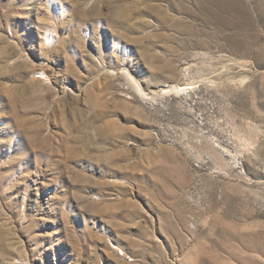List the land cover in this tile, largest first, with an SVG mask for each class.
<instances>
[{"label":"rangeland","instance_id":"rangeland-1","mask_svg":"<svg viewBox=\"0 0 264 264\" xmlns=\"http://www.w3.org/2000/svg\"><path fill=\"white\" fill-rule=\"evenodd\" d=\"M0 264H264V0H0Z\"/></svg>","mask_w":264,"mask_h":264},{"label":"bare ground","instance_id":"bare-ground-1","mask_svg":"<svg viewBox=\"0 0 264 264\" xmlns=\"http://www.w3.org/2000/svg\"><path fill=\"white\" fill-rule=\"evenodd\" d=\"M52 31H54V30L53 29H47V31H46L47 34L43 36V39L45 40V44H53V43H55V34L51 33ZM123 72L125 74L129 75L132 80H134L132 74L129 73L127 70H123ZM188 85H170L171 87H169L168 89L166 88L165 90H163V92L164 93H169V92H180L181 90L184 91L186 88H188ZM139 88H140V90L143 93V90L141 89L140 86H139ZM144 94L146 95V93H144ZM113 246L115 248L117 247L116 245H113Z\"/></svg>","mask_w":264,"mask_h":264}]
</instances>
